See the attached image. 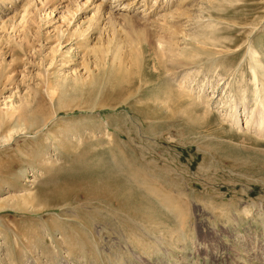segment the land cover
Masks as SVG:
<instances>
[{"label": "rangeland", "instance_id": "obj_1", "mask_svg": "<svg viewBox=\"0 0 264 264\" xmlns=\"http://www.w3.org/2000/svg\"><path fill=\"white\" fill-rule=\"evenodd\" d=\"M82 1L0 0V264H264V0Z\"/></svg>", "mask_w": 264, "mask_h": 264}, {"label": "bare ground", "instance_id": "obj_2", "mask_svg": "<svg viewBox=\"0 0 264 264\" xmlns=\"http://www.w3.org/2000/svg\"><path fill=\"white\" fill-rule=\"evenodd\" d=\"M87 1L88 0H84L79 5L82 6ZM99 3H101V2H99ZM77 7H79V6H77ZM71 12H72V10H71ZM61 14H62V16H61V18H59V28H58V32H60L61 37H64V36H66L65 29L68 27V25L70 24V22L69 23H65L66 16H65V14L63 15V13H61ZM73 14H74V12L71 15H73ZM64 16H65V18H64ZM65 25H66V27L63 29L62 27L65 26ZM78 27H81V26H78ZM78 27H76V29ZM207 38H209V37H207ZM207 38H205V39H207ZM247 46H248V53H249L250 59H251L250 70H251L252 75L254 77L253 78V81H254V84H255V86H254V92H253V94H254L253 105H251V107H248L246 105V103H243L242 101L241 102L243 104L236 103L234 107H232L233 106L232 105L231 108H229V111L225 113V119L227 118V120L230 122V124L232 126L236 127L237 129L242 130V131H246V130L247 131H250L255 136L264 139V61H263V59H261L260 55H258L257 51L250 44V42L248 43ZM187 54H188L187 52L186 53L183 52V53H181L179 55H183V56L185 55L186 56ZM190 58H191V56H190ZM177 67H179V66L177 65ZM1 70H2V68L0 69V71ZM184 76H187V75H184ZM229 101H230V99H229ZM204 102L206 103V101H204ZM206 104H208V103H206ZM3 105L5 106V109L4 110L6 111V115L9 112V110L11 111L12 109H14L13 107L7 106V102H3ZM240 108H242V109L240 110ZM12 112H13V110H12ZM16 113H14V114H16ZM14 117H15V115H14ZM14 117H13V119H14ZM5 118H6V116H5ZM5 118H4V116H1V113H0V122H1L0 125L2 123H4ZM8 118H10V117H8ZM16 128L18 129V127H16ZM17 129H15L14 133H17L19 131V130L17 131ZM10 130H9V133L7 132L8 134L2 136V141H7L9 138H11L12 132H10Z\"/></svg>", "mask_w": 264, "mask_h": 264}]
</instances>
